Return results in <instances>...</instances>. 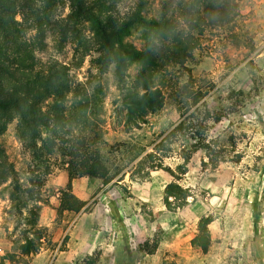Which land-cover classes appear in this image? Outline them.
<instances>
[{"label": "rangeland", "instance_id": "374dc122", "mask_svg": "<svg viewBox=\"0 0 264 264\" xmlns=\"http://www.w3.org/2000/svg\"><path fill=\"white\" fill-rule=\"evenodd\" d=\"M164 1L120 0L114 16L123 20L141 10L157 18ZM218 5L226 13L223 22L207 24L203 34L193 32L197 47L190 49L183 65L170 61L152 67L132 61L121 83L113 65L100 73L95 48L84 52L72 37L62 40L56 22L70 8L68 3L58 5L56 22L42 37L45 48L35 49L34 69L52 61L67 67L71 88L64 114L71 142L58 139L54 151L39 162L18 134V117L4 118L0 264H34L43 248L55 253L69 248L72 232L78 241L103 229L148 237L136 246L146 251L163 246L164 239H175V248L202 260L201 251L188 246L207 218L209 252H215L210 264H264V0H218ZM15 19L23 20L20 13ZM175 21L177 30H187L178 16ZM82 28L93 44L89 23ZM35 36L36 30L26 31L28 42ZM123 42L166 53L175 44L139 23ZM144 85L159 86L165 106L147 114L140 129L127 132L120 100L129 91L143 92ZM182 121L189 132L178 135L171 150L156 152L161 139ZM197 135L211 140V154L218 152L225 161L205 164L209 154L199 146ZM84 147L100 154L97 176L71 173V152ZM141 148L144 152L135 158ZM237 153L239 163L234 161ZM170 183L190 191L186 201H173L171 210L164 202ZM34 229L42 232V247L37 254L23 256L19 246Z\"/></svg>", "mask_w": 264, "mask_h": 264}, {"label": "trees", "instance_id": "16d2710c", "mask_svg": "<svg viewBox=\"0 0 264 264\" xmlns=\"http://www.w3.org/2000/svg\"><path fill=\"white\" fill-rule=\"evenodd\" d=\"M120 0H0V133L6 128V120L17 116L19 119L18 134L32 152L34 158L44 162L51 154L58 139L69 144L65 118V101L70 91L68 69L65 65L52 61L47 67L35 71L37 65L35 49L45 48L42 39L47 28L53 25L56 9L59 4H69L68 15L57 21L62 40L72 37L78 46L89 52L92 48L98 52L94 59L100 73H105L111 65L115 76L121 83L124 80L129 63L142 61L152 67H159L164 62L183 65L191 56L190 49L197 47L193 32L203 34L207 24L223 22L226 13L218 5V0H193L191 2L165 0L157 18L149 17L137 10L125 19L118 20L114 12ZM20 13L22 21L15 19ZM179 17L186 29L177 30L175 17ZM88 22L93 33V44L83 32V23ZM153 28L164 39H173L174 45L166 52L138 50L125 46L123 40L131 34L135 24ZM36 30V36L30 42L25 38L26 31ZM189 31V32H186ZM15 66V68H14ZM18 73V74H17ZM141 84H144L142 81ZM145 86V85H144ZM51 99L50 103L47 101ZM166 102V96L159 86L146 85L143 92L129 91L120 100L125 114L124 127L127 132L140 129L147 122V114L160 111ZM221 117L216 118L219 122ZM189 127L184 121L168 132L156 145V152H167L175 143L178 135H185ZM45 134V136H43ZM199 139V146L208 151L209 161L205 164L217 165L225 161L218 152L211 154L213 142ZM39 142L41 144L39 145ZM70 145V144H69ZM144 149L135 155L138 158ZM73 155L71 173L97 176L102 166L98 151H90L84 147L81 151L71 152ZM153 159L154 154L148 153ZM166 156V155H164ZM235 162L242 157L236 154ZM189 158H185L187 164ZM77 168V169H76ZM190 196L189 189L178 183H170L164 190V202L168 209L173 201H186ZM180 207V205H178ZM207 218L198 225L197 233L191 240L193 248L208 253L211 246V235ZM19 246L23 256L37 254L42 247L41 230L31 231ZM154 248L151 252H154ZM100 252L86 256L76 264H98ZM161 264H178L164 259Z\"/></svg>", "mask_w": 264, "mask_h": 264}, {"label": "crops", "instance_id": "0c3cea01", "mask_svg": "<svg viewBox=\"0 0 264 264\" xmlns=\"http://www.w3.org/2000/svg\"><path fill=\"white\" fill-rule=\"evenodd\" d=\"M76 225L78 226L79 223ZM76 225L74 228L77 227ZM71 234L69 248L57 250L56 253L48 248H43L34 256L33 263L76 264L77 261H82L86 256L100 252L98 264H161L164 259L175 261L178 264H210L211 258L215 255V252L204 253L201 249H196V252L201 251L203 259L199 260L196 255L190 258L189 251H180L174 247L175 239H164L163 246L160 245L159 247L158 245L154 252L138 249L136 246L149 240V238H143L136 233L126 236L125 233L108 232L105 229L94 230L88 232L86 236L80 237L78 241H75L74 233ZM191 247L190 243L188 249Z\"/></svg>", "mask_w": 264, "mask_h": 264}]
</instances>
